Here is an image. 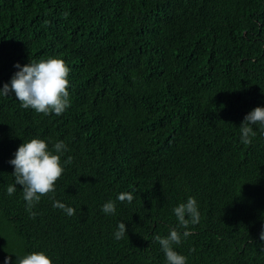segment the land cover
<instances>
[{
  "label": "trees",
  "instance_id": "16d2710c",
  "mask_svg": "<svg viewBox=\"0 0 264 264\" xmlns=\"http://www.w3.org/2000/svg\"><path fill=\"white\" fill-rule=\"evenodd\" d=\"M48 57L70 68L61 115L0 95V264L36 251L52 264H166L155 237L171 229L186 264H264V134L253 126L246 146L239 131L264 107V0H0V88L17 63ZM32 138L67 146L35 218L22 186L7 194L9 161ZM190 196L200 220L184 229L173 209Z\"/></svg>",
  "mask_w": 264,
  "mask_h": 264
},
{
  "label": "clouds",
  "instance_id": "9594fccd",
  "mask_svg": "<svg viewBox=\"0 0 264 264\" xmlns=\"http://www.w3.org/2000/svg\"><path fill=\"white\" fill-rule=\"evenodd\" d=\"M66 15V14H65ZM11 78L10 83H6L0 88V95L8 96L14 93L15 98L24 109H33L39 114L61 115L69 106V80L70 68L65 61L60 58L48 57L39 61H30L29 64L21 66ZM258 125L261 134H264V107H256L244 117V121L239 127L240 140L244 145H250L256 136L253 126ZM67 151V146L63 141H58L49 149L48 143L39 138H32L18 147L14 154V159L9 163L14 166L13 176L15 184L7 187L9 196L16 192V185L22 186L23 199L26 202V211L32 218L37 213L33 208L41 200V197L55 192V184L62 176L64 167L61 164V155ZM69 156L64 161L71 163ZM134 197L131 193H119L117 200L131 203ZM53 207L63 210L68 216L75 214V209L65 204L55 201L53 196ZM105 214L116 212L115 201L109 200L102 206ZM173 212L178 220V227L188 229L189 224H197L200 220L197 201L194 197H188L186 203H180L174 207ZM187 217V218H186ZM127 233L124 222L118 224V230L114 233L117 240L122 239ZM191 233L184 231L183 236L187 237ZM159 242L166 256V264H186L187 258L174 250L173 245L181 243V233L177 229H171L167 237L157 235ZM260 239L264 240V230L260 233ZM5 264H9L8 261ZM16 264H52V260L44 251H36L23 257H17Z\"/></svg>",
  "mask_w": 264,
  "mask_h": 264
}]
</instances>
